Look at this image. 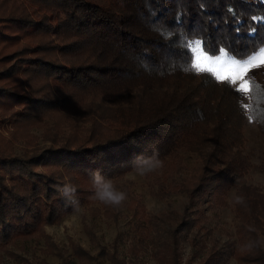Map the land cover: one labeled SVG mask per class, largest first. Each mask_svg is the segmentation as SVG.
<instances>
[{"label":"trees","instance_id":"16d2710c","mask_svg":"<svg viewBox=\"0 0 264 264\" xmlns=\"http://www.w3.org/2000/svg\"><path fill=\"white\" fill-rule=\"evenodd\" d=\"M194 39L209 55L258 51L264 0H0L1 126L10 120L13 139L44 119L70 128L23 158L0 140V252L12 255L10 245L43 237L51 253L44 224L88 203L111 177L154 164L157 192L187 199L175 227L147 241L159 264H181V241L204 256L197 264H264V190L246 183L251 163L241 152L243 126L264 134V81L248 79L244 104L229 81L190 70ZM82 116L89 126L73 120ZM187 150L199 164L182 181L166 182ZM258 167L264 175V153ZM231 189L233 239L206 247L211 231L200 203L217 216ZM190 229L194 237L186 238ZM71 251L81 263L94 259L72 244ZM98 255L126 264L103 248Z\"/></svg>","mask_w":264,"mask_h":264},{"label":"rangeland","instance_id":"374dc122","mask_svg":"<svg viewBox=\"0 0 264 264\" xmlns=\"http://www.w3.org/2000/svg\"><path fill=\"white\" fill-rule=\"evenodd\" d=\"M92 1L103 3V0ZM218 55L219 52L209 56ZM193 57L192 52V59ZM252 78L263 82L264 68L252 71L246 79ZM232 86L239 90V82ZM247 100V95L241 93V101L245 104ZM73 120L77 125L89 126V122H85L83 116L75 117ZM10 131H13L10 120L3 122L2 126L0 124V140L1 142L9 141L12 154L23 158L27 154L47 148L60 135L70 132V128L67 121L59 123L56 127L51 120L44 119L40 126H29L23 131L24 135H18L15 139L11 138ZM242 134L245 141L241 152L249 158L251 163L245 176L246 183L263 191L264 175L260 172L258 165L264 153V134L259 133L252 123L243 126ZM181 156V167L173 172L166 182L182 181L200 162V157L193 151H184ZM36 170L45 171V168L37 167ZM159 170L160 165L148 164L111 177L102 185L100 193L89 197L88 203L76 207L58 222L42 226L43 234L47 235L54 245L51 253L45 252L43 237L37 240L17 241L15 245L8 247L12 255L0 252V264H20L23 259L31 264H84L73 256L71 244L87 251L94 258L85 264H111L106 256L98 255L100 248L126 264H159L153 258V248L147 244V241L152 234H162L175 227L176 219L184 213L187 200L184 193L164 195L157 192L155 182H159L157 178ZM66 183L69 184V182ZM85 185L82 186L85 187ZM105 192L123 198L116 203L109 196H105ZM233 195L234 189H231L227 194L228 206L220 209L217 216H212L205 209V203H200V208L204 209L208 216L204 225L211 231V234L204 238L206 247L211 245L220 247L224 241L233 239L236 223ZM105 210L107 211L104 212ZM143 231L145 232L142 234ZM195 231L190 229L186 232V238L194 237ZM139 234L144 236L143 244L135 245L139 249L136 253H132L130 248ZM179 246L181 264L188 260L191 264H197L204 259V256L194 255L196 247L191 246L187 241H181ZM262 247L264 249V243ZM223 264L236 263L232 259H227Z\"/></svg>","mask_w":264,"mask_h":264},{"label":"snow or ice","instance_id":"6c2138e0","mask_svg":"<svg viewBox=\"0 0 264 264\" xmlns=\"http://www.w3.org/2000/svg\"><path fill=\"white\" fill-rule=\"evenodd\" d=\"M179 19V17H178ZM234 31L239 34V29ZM165 37L171 36V33L163 32ZM187 47L191 48L194 57L191 60L190 70L195 74L205 72H214L217 82L229 81L235 85L239 82V92L248 94L252 91L246 79L254 70L264 68V47L253 53L245 52L244 57L232 58L229 51L224 48L219 49L218 56H209L205 54V50L201 47V40L194 39L187 43ZM236 54H233L235 56ZM222 70V71H221ZM223 72V74H222Z\"/></svg>","mask_w":264,"mask_h":264},{"label":"clouds","instance_id":"9594fccd","mask_svg":"<svg viewBox=\"0 0 264 264\" xmlns=\"http://www.w3.org/2000/svg\"><path fill=\"white\" fill-rule=\"evenodd\" d=\"M105 196H109L110 199L113 201V202H116L118 203L123 197L122 196H112L110 193H107L105 192L104 193Z\"/></svg>","mask_w":264,"mask_h":264}]
</instances>
